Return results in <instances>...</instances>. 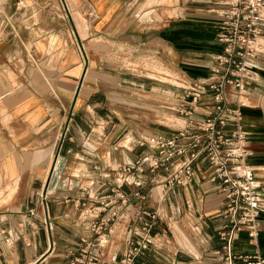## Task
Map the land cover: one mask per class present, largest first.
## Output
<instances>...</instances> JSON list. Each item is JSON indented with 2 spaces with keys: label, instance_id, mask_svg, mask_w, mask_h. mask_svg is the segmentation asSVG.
Returning a JSON list of instances; mask_svg holds the SVG:
<instances>
[{
  "label": "crops",
  "instance_id": "1",
  "mask_svg": "<svg viewBox=\"0 0 264 264\" xmlns=\"http://www.w3.org/2000/svg\"><path fill=\"white\" fill-rule=\"evenodd\" d=\"M67 1L66 14L60 0H0V264H68L85 233L86 208L100 204L90 196L98 193L104 198L118 184L117 166L134 164L151 152L139 141L165 132L156 125L142 126L136 119L126 121V142L107 141L116 139L120 127L115 125L108 134L100 131V83L98 77H87L80 48L85 37L83 2ZM133 1L90 0L101 14L104 34L115 35L113 26L124 15L129 20L124 31L130 47H157L171 55L172 63L175 59L178 69L184 55L194 78L208 74L211 53L220 48L216 33L225 0H175L172 7L177 15L162 33L147 25L149 5L141 14L128 12L125 4ZM138 21L145 25L134 28ZM257 62L242 95V109L249 131L248 161L264 183V53ZM124 84L131 97L142 93L151 100L141 101L145 108L134 116L149 115L157 122L164 115L165 101L171 103L172 112L182 107L179 89L165 93L158 83L134 77L125 78ZM212 109L209 93L194 105L196 117ZM113 112L122 115L115 107ZM108 123V128L113 127ZM174 129L171 126L166 132ZM200 161L191 183L168 193L155 226L158 241L137 258V264L214 263L220 246L218 230L226 222L225 198L217 184L206 178V161ZM150 178L148 168L136 173L137 180L146 182L141 190L147 198L133 197V206L116 222L114 236L97 264H116L135 212L156 207L159 186ZM161 179L158 174L157 180ZM136 187L121 185L126 192ZM108 208L103 215L110 212ZM237 246L248 252L256 248L245 231ZM258 249L264 254V213Z\"/></svg>",
  "mask_w": 264,
  "mask_h": 264
},
{
  "label": "built area",
  "instance_id": "2",
  "mask_svg": "<svg viewBox=\"0 0 264 264\" xmlns=\"http://www.w3.org/2000/svg\"><path fill=\"white\" fill-rule=\"evenodd\" d=\"M60 2L64 13H69L68 1ZM225 2L216 33L220 48L211 53L209 72L190 82L180 95L182 107L176 110L189 120L171 132H157L142 138L139 143L147 144L151 152L137 158L134 164L117 166L118 184L104 198L98 193L90 196L100 204L86 208L85 233L68 264L100 262L106 245L114 236L116 222L133 206V197L147 198L141 190L146 182L137 180L136 173L148 168L150 181L159 186L156 207L135 212L131 218V234L116 261V264H137V258L158 241L155 226L168 193L175 186L191 183L201 159L206 161V178L217 184L225 198L226 222L218 230L220 246L213 264H264V254L258 249L260 217L264 213V183L257 179L248 161L249 131L244 125L242 109V95L255 73L257 60L264 53V0ZM88 11L92 20L98 17L95 9ZM80 48L86 60L88 55L82 50L85 49L82 41ZM206 93L212 97L213 109L196 117L194 105ZM158 174H162L160 181ZM124 183H134L137 187L126 192L121 189ZM100 184L104 186L103 182ZM107 207L110 212L103 215ZM30 212L34 214L36 209L31 208ZM46 222L50 229L53 228L51 221ZM243 231L256 246L254 251L238 248L237 241Z\"/></svg>",
  "mask_w": 264,
  "mask_h": 264
},
{
  "label": "rangeland",
  "instance_id": "3",
  "mask_svg": "<svg viewBox=\"0 0 264 264\" xmlns=\"http://www.w3.org/2000/svg\"><path fill=\"white\" fill-rule=\"evenodd\" d=\"M174 1L154 0L148 2V0H136L130 5L126 3L125 7H127L128 12H140L141 14L143 13L142 10L149 5L147 10H150L148 15L152 20L150 19L147 25L162 33L167 28L166 24H168L170 18L177 15V11L172 7ZM82 2L81 15L85 32L83 39L85 49L83 48L82 50L84 54L87 52L88 55L85 62V72L87 71L88 78L93 76L98 77L100 83L98 110L101 117L99 128L101 132L108 134L109 130L114 131L115 125L116 128L118 125L120 127V132H118L119 135L117 134L116 139L107 141H110V143L116 140L126 142V136H124L125 129H127L126 121L131 120H138V123L146 127L150 124L156 125L160 130L165 132L171 126L176 128L182 127L185 123L186 115L181 112H172L170 108L171 103L167 101L164 102V115L157 117V122H155V117H150L149 115L134 116L135 114L133 113H137L136 111L145 108L142 107L141 101L150 102L151 100L146 99L142 93L131 97L130 91L126 89L124 82L125 78L129 77L143 78L158 83L159 86L163 87L165 93L174 88L179 89V93L182 94L184 92V85L190 84L193 79H196L187 68L189 66L186 62L189 61L188 57H184L183 55L181 60L183 59L184 63L181 62L178 69L175 59L172 63L171 55L163 54L157 47H152L151 50L145 47L142 49L130 47L128 44L129 37L126 36L124 31L129 20L125 21L124 15H121L115 26H113L116 31L111 32H115V35L109 36L107 33L104 34V28H101L99 23V16H101L99 10L92 5L90 0H82ZM89 9H95L98 13V17L95 20L91 19ZM137 23V25H133L134 28L145 25L144 21H138ZM183 44L181 42V46ZM116 82L118 84L115 85L114 83ZM153 103L155 105V101ZM114 107L122 112V115H119V113L114 114ZM149 109L148 107L147 110ZM108 114H110L111 118H109ZM108 121H110V127H113L108 128ZM87 167L90 171V167Z\"/></svg>",
  "mask_w": 264,
  "mask_h": 264
}]
</instances>
